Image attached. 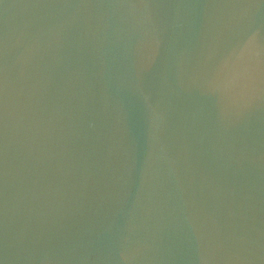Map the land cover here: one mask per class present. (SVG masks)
<instances>
[{
    "label": "water",
    "instance_id": "obj_1",
    "mask_svg": "<svg viewBox=\"0 0 264 264\" xmlns=\"http://www.w3.org/2000/svg\"><path fill=\"white\" fill-rule=\"evenodd\" d=\"M262 43L261 0H0V264H264Z\"/></svg>",
    "mask_w": 264,
    "mask_h": 264
},
{
    "label": "snow or ice",
    "instance_id": "obj_2",
    "mask_svg": "<svg viewBox=\"0 0 264 264\" xmlns=\"http://www.w3.org/2000/svg\"><path fill=\"white\" fill-rule=\"evenodd\" d=\"M247 3L250 5L254 4V0H247ZM261 3H264V0H261ZM248 36H249V34H247V33L237 32V33H235L234 39L236 41H243V40L247 39ZM262 45H264V43H262Z\"/></svg>",
    "mask_w": 264,
    "mask_h": 264
}]
</instances>
